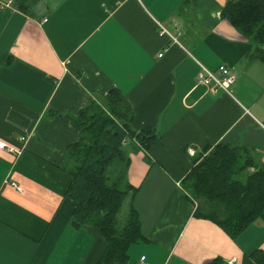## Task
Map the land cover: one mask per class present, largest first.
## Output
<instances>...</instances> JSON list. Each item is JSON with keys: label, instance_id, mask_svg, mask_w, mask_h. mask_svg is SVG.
Returning <instances> with one entry per match:
<instances>
[{"label": "crops", "instance_id": "obj_1", "mask_svg": "<svg viewBox=\"0 0 264 264\" xmlns=\"http://www.w3.org/2000/svg\"><path fill=\"white\" fill-rule=\"evenodd\" d=\"M228 1L0 0V264H99L107 241L73 224L61 165L81 137L71 116L113 90L133 129L160 136L127 152L144 239L125 264H254L264 221L233 238L195 215L182 186L209 145L248 146L264 161V63L222 16ZM221 65L229 91L199 82L202 67Z\"/></svg>", "mask_w": 264, "mask_h": 264}, {"label": "trees", "instance_id": "obj_2", "mask_svg": "<svg viewBox=\"0 0 264 264\" xmlns=\"http://www.w3.org/2000/svg\"><path fill=\"white\" fill-rule=\"evenodd\" d=\"M222 16L252 45L249 56L264 63V0H229ZM133 118L119 90L110 93L105 106L93 103L71 116L81 137L68 146L61 168L72 178L67 196L76 202L73 224L96 226L107 241L99 264L127 263L130 247L144 239L131 202L121 218L136 191L126 182L127 152L149 150L160 136L150 126L136 131ZM194 163L182 186L196 216L213 220L233 238L264 221V161L256 149L219 142L195 155ZM251 257L254 264H264V250H254ZM210 264L226 263L217 257Z\"/></svg>", "mask_w": 264, "mask_h": 264}, {"label": "built area", "instance_id": "obj_3", "mask_svg": "<svg viewBox=\"0 0 264 264\" xmlns=\"http://www.w3.org/2000/svg\"><path fill=\"white\" fill-rule=\"evenodd\" d=\"M164 31L166 30L164 29ZM198 80L199 82L208 85L213 91L217 89L229 91V88L234 83L235 78L228 66L221 65L216 71H210L202 67L198 73ZM0 147H6V143L1 139ZM142 259H145V257Z\"/></svg>", "mask_w": 264, "mask_h": 264}, {"label": "rangeland", "instance_id": "obj_4", "mask_svg": "<svg viewBox=\"0 0 264 264\" xmlns=\"http://www.w3.org/2000/svg\"><path fill=\"white\" fill-rule=\"evenodd\" d=\"M128 203H129V201H128V199H127L126 202H125V204H124V206H123V212H122V214H121V218H122V220L125 219L124 216L126 215V211H127V209H128Z\"/></svg>", "mask_w": 264, "mask_h": 264}]
</instances>
